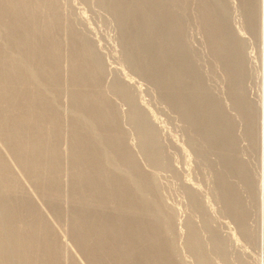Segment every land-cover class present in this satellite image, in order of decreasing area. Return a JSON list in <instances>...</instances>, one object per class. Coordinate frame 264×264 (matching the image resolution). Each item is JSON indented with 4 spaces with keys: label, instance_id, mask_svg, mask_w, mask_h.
Segmentation results:
<instances>
[{
    "label": "rangeland",
    "instance_id": "obj_1",
    "mask_svg": "<svg viewBox=\"0 0 264 264\" xmlns=\"http://www.w3.org/2000/svg\"><path fill=\"white\" fill-rule=\"evenodd\" d=\"M116 1L56 0L72 32L73 37H71L75 38L74 42L78 41L77 44L84 48L89 47L90 51L96 55L102 70L98 89L103 93L104 101L112 110L115 120L112 128L106 127L103 131L113 134L120 141L119 146L110 149V146L97 143L98 136L88 134L90 146L100 156L101 163L104 162L103 154L107 153L111 157L125 155L132 159L139 171L147 175L152 190L146 193L145 197L156 202L171 220V231L164 235L166 244L171 247V253L165 251L170 263L199 264L196 255L186 246L188 233L192 227L201 240L202 249L213 264H264L262 244L264 235L262 239H258L257 234L264 220V142L258 146L254 141L259 132L264 139V25L259 24L255 17H252L251 7L248 6L252 1L254 6L257 5L255 9L258 10L260 3L258 15L264 21V0H174V3L167 4L166 7L161 6L163 14L170 11L174 18L179 19V30L175 33V40L176 47L182 55L179 59L170 53L161 56L157 67L161 72L158 74L163 81L167 79L165 87L168 86L167 89L175 92V96L183 98L184 104L187 105L190 100L191 112H196L198 122L206 123V127L209 126L208 129L215 133L221 132V129L225 130V136L223 134L217 136L219 143H225L231 147V152L227 154V157H223L224 159L220 157L218 147L212 146V140L207 139L205 132L194 128L189 119L184 117L185 113L180 106L178 108L167 99L165 88L158 85L150 75L147 61L150 52L156 54L162 48L170 47L172 42L164 35L156 43L154 41L156 37L154 36L155 39L152 38L154 39L152 40L149 35L151 31L164 33L171 26V22L169 27L167 22L166 24L159 22L151 26L150 18L147 16L148 18L144 17L142 22L148 23L150 28H146L145 25L137 27L133 25L135 13L128 14V9L135 4L136 0H118L122 16L113 10ZM203 5L207 7L210 5L209 9L220 15L221 19L218 20L223 29L218 28L219 38L221 41H226L225 43L210 38L209 32L202 26L200 8ZM142 6L146 8L149 4L145 2ZM40 17L43 18L42 15ZM219 22L214 21L213 24L216 25ZM139 29H147L142 33L148 35V42L145 44L144 52L134 55L133 60L129 62L126 56L131 52V44L137 38ZM61 34L62 32L57 33L62 37ZM3 36L4 34L1 33L0 46L6 40V36ZM217 43L220 47L228 48L223 58L214 52ZM77 44L73 46L75 51L78 50ZM17 51L16 47L10 46L5 47L3 53L7 56H16ZM32 65L33 67L45 65V60L37 59ZM65 65L68 66L66 63ZM115 82L123 83L128 87V93L138 106L137 108L147 116L153 127L162 164L151 162L143 152H140L142 151L140 138L135 124L131 121L129 106L111 89ZM82 86H78L77 92L83 94L91 92L89 88ZM27 87L30 89V85ZM47 87L51 89L52 85L48 84ZM64 97L67 95L63 94L60 101L64 99L68 102L66 100L68 98ZM64 101L59 103L62 107ZM67 106L73 110L78 108L76 104L71 103ZM207 112L211 114H209L210 117H207ZM23 114L21 108L13 112L15 116L22 117ZM41 116L45 121H49L45 115L41 114ZM41 125L39 127H42ZM47 127L48 123H45L44 128L47 129ZM95 134L101 135L102 131H96ZM43 136V133L28 132L23 137L39 144V147L34 150L39 170L34 175L29 171L20 173L26 178L35 179L30 182L28 178L24 180V177H20L21 181L23 180L22 183H25L23 186L25 190L33 189L31 191L33 198H27L26 194H19L20 196L18 195L16 199L26 198L23 199L25 207L14 208L15 213L22 214L24 223L36 226L35 235L39 238V242L44 238L55 240L54 238L58 236L67 243V247L72 245L70 246L72 253L80 261L82 257L79 253L81 252L99 251L106 256L109 248L117 244L125 246V248L122 247L124 253H130V249L127 248L128 242L124 238L119 235L117 237L110 235L116 230L115 220L119 216L112 208L110 211L98 205L96 194L90 192L93 185L91 179L82 177L81 169L71 165L66 166L67 170L61 178L49 172L46 163L47 154L42 146ZM112 159L113 162H109L110 165L122 170L121 173L118 171L113 174L112 182L104 190L105 192L107 190V193L118 192V189L122 187L127 189V175L133 174L132 169L126 171L124 166L116 163L114 158ZM223 188H227L238 198L243 209L245 228L248 233L253 232L257 238H254L253 234L249 238L240 234L238 223L230 213L226 212L225 204L219 198ZM60 190L74 195L73 198L77 197V202L81 199L83 203L80 205L74 202L68 203L60 197L53 198L51 193H57ZM129 190L130 198L124 197L119 200V198L109 199L108 197L107 199L111 201L113 207L134 206L138 200L131 192L135 190L134 188ZM49 194L51 198H48ZM78 215H80L79 219ZM78 220L88 229L84 231V235L90 237L97 235L101 239L100 246L96 243L84 245L74 252L79 235V231L74 226ZM47 228L50 230L46 231ZM104 228L107 230L103 231ZM43 230H45L44 235L40 234ZM56 231L68 236L63 233L57 235ZM61 236L68 237V240ZM211 236L223 243L222 254L212 248ZM254 239L257 240L254 241ZM70 248L68 247V250ZM158 251V248H155L150 254L153 255V252L157 254ZM43 254L44 248L38 249L35 260H40ZM141 258L144 257L140 256L136 264L145 262Z\"/></svg>",
    "mask_w": 264,
    "mask_h": 264
},
{
    "label": "bare ground",
    "instance_id": "obj_2",
    "mask_svg": "<svg viewBox=\"0 0 264 264\" xmlns=\"http://www.w3.org/2000/svg\"><path fill=\"white\" fill-rule=\"evenodd\" d=\"M145 2L149 6L143 8L142 5ZM174 2V0H152V2L150 0H136L135 4L128 9V14L134 15L135 13L133 25L137 27L145 25L146 28H150L148 23L142 22L143 18L147 16L150 18L151 26L159 22H167L169 23V27L171 22V26L164 33H154L151 31V35H149L150 39L154 38V36L156 37V39L154 38L155 40L152 39L156 43L164 35L165 38L168 37L167 39L172 42L170 47L162 48L156 54H151L150 52L148 56L149 60H147L150 67V75L158 85L165 88L167 99L178 108L180 106L181 110L185 113L184 117L189 119L194 128L197 131L201 130L205 132L207 139L209 141L212 140V146L216 145L215 147H218L220 157L224 159L223 157H227V154L231 152V147L225 143H219L217 136H221L222 134L225 136V130L221 129V132L215 133L210 128L208 129L209 126L206 127V123L201 124L198 122L196 112H191V107L189 106L190 100L187 105L184 104L185 100L183 98L175 96V92L167 89L168 86L165 87L167 79L163 81L158 74V72H161L157 68L161 56L170 53L179 59L180 55H182L181 51L176 47L175 40V33L179 30V19L174 18V15L170 11L165 12V14L161 11V6L165 5L166 7L167 4L169 5ZM209 6L203 5L200 8L202 26L209 32L210 38L221 41L219 38L220 30H218L221 27L223 29L218 20L221 19L220 15L216 11L209 9ZM248 6L251 7L252 17H255L259 24L264 25V21L258 15L261 4L259 3L258 10L255 9L257 5L254 6L252 1L249 2ZM120 8L117 0L113 5V10L122 16ZM221 8H219L220 11ZM124 15L126 16V12ZM214 21H218L219 23L215 25L213 24ZM139 30L137 38L131 44V52L127 53L126 56L129 62L133 60L134 55L143 51L145 44L148 42V35L142 33L143 30L146 31L147 29ZM58 32H62V37L57 35ZM1 33L6 36V40L0 46V264H136L139 262L140 256L144 257L141 258L145 261L143 264H172L165 253L166 250L171 253V247L170 245L168 247L164 239L166 232L171 231V220L156 202L148 200L145 197L146 193L148 194L152 190L147 175L139 171V168L134 166L132 159L125 155L111 157V155L106 153L103 154L104 162L102 161L101 163L100 156L90 146L88 134L90 136H98L97 143L110 146V149L119 146L120 141L113 134L103 131L106 127L112 128L115 120L112 110L109 108L107 102L104 101L103 93L98 89L102 70L97 62L96 55L90 51L89 47L84 48L77 44L78 41L74 42L75 38H72V32L66 22L64 13L57 5L56 0H0ZM221 42L225 43L226 41ZM76 44L78 50L75 51L73 46H76ZM219 45L217 43L214 47V52L223 58L227 54L228 48L225 49L224 46L220 47ZM10 46L17 48L18 54L16 56H7L3 53L4 48ZM37 59H44L45 65L33 67L32 64ZM62 62H64L63 66L65 63L68 65L67 70L66 65L62 66ZM48 84L52 85V91L47 87ZM29 85L30 89H27ZM79 85L89 88L91 92L89 91L90 93L88 94L77 92ZM111 89L116 94H119L129 106L131 121L135 124L140 138L139 143L142 150L140 152H143L151 162L162 164L153 127L149 123L145 113L137 108L138 106H136L133 98L128 93V87L123 83L115 82L112 84ZM63 94L64 96L67 95L64 98H68L66 99L68 102H65L63 99L65 103H62L64 104L62 107L59 103L63 102L60 101L63 98ZM68 103L69 105L70 103L76 104L77 110L68 108ZM19 108L24 113L22 117L13 115V112L18 111ZM207 113V117H210V113ZM41 114L49 118V121H45ZM45 123H48L47 129L44 128ZM39 125L42 127H39ZM96 131H102V134L96 135ZM28 132L43 133L42 146L47 154L46 163L49 172L61 178L67 170L66 166L71 165L81 169L80 174L82 177L86 176L91 179L93 185L90 192L96 194L98 205L108 208L110 211L113 209L119 216L115 220L116 230L110 235L115 237L119 235L124 238L128 242L127 248L130 249V253H124L122 247L125 248V246L121 244L114 245L112 248L108 247L109 250L106 256H103L99 251L83 253L80 251L81 253L79 254L81 256H79L82 257L81 261L83 260V263H81L78 258H75V254L72 253L73 250L70 248L72 245L68 246L70 248L68 250L67 243L57 236L59 233H63L60 231L57 233L58 228H56L57 235H55L57 237L54 238L55 240L53 238L52 240H45L43 237L44 239L39 242V238L35 235L37 231L36 226L24 223L22 214L15 213L17 207L19 209L25 207L23 199L25 200L26 198H22V200L16 199L19 194H26L27 198H33V192H31L33 189L29 191L26 188L25 190V187H23L25 183H22L23 180L21 181L20 178L24 177V180H26L28 177L26 178L20 173L23 174L22 171H29L34 175L39 170L37 155L34 154V150L39 147V144L27 140V137L23 138ZM260 135L261 132H259V135L256 134L257 137L255 136L254 138L258 146L264 142V139L261 137L262 135ZM95 137L93 138L95 139ZM112 158L117 161L116 163L124 166L126 171L132 169L131 172L133 174L129 175L127 173V189L122 187V189H118V192L110 191L107 193V190L106 192L104 190L112 182L113 174L118 171L121 173L120 171L122 170V168L119 170L110 165L109 162H113ZM27 180L30 182L35 181L33 177ZM129 188H134L135 192L131 190V194L138 200L137 204L128 207H113L109 199L119 198V200H122L124 197L130 198ZM227 188L221 189L219 196L225 204L226 212L230 213L238 223L240 234L247 236V238L253 235L254 238H257L253 232L251 236L250 232L248 233L246 230L240 202L235 194ZM51 194H53V198L60 197L68 203L74 202L80 205L83 203L81 199L77 202V197L74 199V195L68 194L65 191L60 190V192ZM108 197L109 199H107ZM48 198H51L50 194ZM79 217L80 215H78V219ZM263 221L262 223L260 222L262 225L260 226L259 233L257 232L258 239H262L264 235ZM53 224L56 225L54 222ZM63 227L65 226L63 225ZM74 227L79 231L78 242L77 246H74L76 247L74 248V252L76 249H81L84 245L93 243H96L98 246L101 245V239L97 235L90 237L83 234L88 229L84 227L80 220L76 221ZM47 230L50 229L47 228ZM106 230V228L103 229V231ZM44 231L40 234L44 235ZM65 235L68 236L67 234ZM62 238L68 240V237L63 236ZM211 240L212 248L222 254L224 250L223 243L214 236H211ZM200 241L194 229L190 227L186 246L196 255L199 264H213L202 249ZM262 244L264 246V238ZM40 248H44V254L40 260H35L36 252ZM155 248H158V253L155 254L153 252V255H151L150 252Z\"/></svg>",
    "mask_w": 264,
    "mask_h": 264
}]
</instances>
